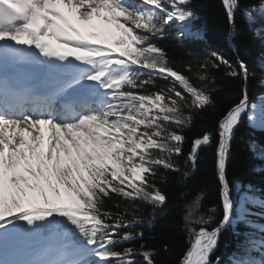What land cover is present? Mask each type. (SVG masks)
Returning a JSON list of instances; mask_svg holds the SVG:
<instances>
[{"label":"snow or ice","instance_id":"obj_1","mask_svg":"<svg viewBox=\"0 0 264 264\" xmlns=\"http://www.w3.org/2000/svg\"><path fill=\"white\" fill-rule=\"evenodd\" d=\"M192 4L0 0V255L20 237L48 234L53 242L47 258L0 264H156V251L143 243L117 246L143 240L144 232L136 229L154 221L167 204L156 182L163 179L160 170L187 178L185 166L195 171L199 153L213 145L222 218L215 222L217 207L202 213L203 195L187 208L188 247L179 264H222L220 257L213 259L222 231L228 226L235 231L239 224L252 231L243 234L244 255L232 264H264V224L251 219L264 220V196L254 194L251 185L240 192L237 183L235 200L227 175L243 117L264 129V100L250 103L251 73L243 60L237 67L211 51L200 65L205 72L223 66L226 75L239 77L242 98L218 120L215 139L205 132L184 152V129L192 125L194 112L213 99L171 65L157 42L173 27L178 39L192 34L199 19ZM222 4L234 28L239 0ZM241 11L250 28L254 13L259 15L261 26L254 31L264 38V0ZM17 66L38 67L42 81L21 83L10 71ZM159 80L168 84L160 87ZM249 150L264 159V146L251 141ZM115 198L151 206L149 221L137 215L139 207L129 218V210Z\"/></svg>","mask_w":264,"mask_h":264},{"label":"trees","instance_id":"obj_2","mask_svg":"<svg viewBox=\"0 0 264 264\" xmlns=\"http://www.w3.org/2000/svg\"><path fill=\"white\" fill-rule=\"evenodd\" d=\"M259 3L260 0H239L236 23L233 28L229 25L222 0H193L192 7L199 15V19L193 26L192 34L184 39H178L177 29L173 27L170 35L157 42L166 51L171 65L189 76L194 84L204 88L213 99L212 105L199 112H194L192 125L184 129V135L187 138L184 145L185 154L189 151L192 140L202 136L203 133L211 132L215 139L218 120L242 98L244 83L239 77L232 78L226 75V69L223 66L220 69L210 68L207 72L201 69L200 65L208 58L211 51L221 54L237 67V60H243L251 73L247 82L250 103L264 98V41L254 31L255 28L261 26V21L256 17V23L250 28L241 11L251 5H259ZM188 66H191V72L187 71ZM147 71L149 70H145ZM201 74L207 75L208 79L201 81L199 79ZM167 84L168 81H158L160 87ZM251 141L264 146V130L252 129L245 115L235 132L227 165V175L233 186V197L237 201L240 192L245 191L248 185L253 187L254 194L264 196V159L257 158L249 150ZM215 163V145H213L199 153V164L195 171L185 166V170L189 171L187 178L181 174L165 172L161 169L163 179L158 177L156 182L157 186L167 195V204L163 209L158 210L154 221L138 226L136 230L144 232L143 240L137 239L117 247L119 249L139 248L143 243L156 251V264H179L180 258L188 247L184 220L187 208L194 206L195 200L203 195L200 201L202 213L206 214L212 207H217L218 214L215 222L218 223L222 218L220 186ZM237 183L241 185L240 192L236 190ZM115 199L120 201L121 209L129 210V218L132 209L139 207L137 215L149 221L152 214L151 206L132 205L121 198ZM112 210L119 211L120 209L112 208ZM253 211L262 210L255 208ZM256 218L257 223L264 224V220ZM214 226V223L210 225V227ZM250 231L252 230L244 224L237 225L235 231L232 226L226 227L222 231L213 259L218 256L222 264H232L233 259L239 256V253L244 255L242 251L243 234ZM47 236L48 234H45L46 239ZM165 245L168 246L167 251H165ZM254 253L256 252H252L251 255Z\"/></svg>","mask_w":264,"mask_h":264},{"label":"rangeland","instance_id":"obj_3","mask_svg":"<svg viewBox=\"0 0 264 264\" xmlns=\"http://www.w3.org/2000/svg\"><path fill=\"white\" fill-rule=\"evenodd\" d=\"M254 15H256V17L260 20V17H259V15L258 14H255L254 13ZM260 39H262L263 41H264V38H261L260 37ZM262 100H264V98H260V99H258V101L257 102H255V103H252V104H257V105H259L260 103H261V101ZM257 118L259 119V112L257 113ZM247 121H248V119H247ZM248 124H249V126L252 128V129H254V130H264V129H262V128H260L258 125H256V126H253L252 124H251V122H249L248 121ZM253 220V219H252ZM10 245H13V248L14 249H12L13 251H18V252H25V250L24 249H26V248H31V247H35V246H42V245H44V244H41L40 242H39V239H38V237H33V238H25V237H20V238H18L16 241H14L12 244H10ZM35 256V255H34ZM33 255L31 256V257H28V258H22V260H32L31 258L32 257H34ZM239 256H243V254L242 253H239ZM252 257L253 258H255V255H252ZM259 259V258H258Z\"/></svg>","mask_w":264,"mask_h":264},{"label":"bare ground","instance_id":"obj_4","mask_svg":"<svg viewBox=\"0 0 264 264\" xmlns=\"http://www.w3.org/2000/svg\"><path fill=\"white\" fill-rule=\"evenodd\" d=\"M29 68H32L34 70L37 69V67L35 66H28ZM42 75V74H41ZM12 249L13 248V245H10L7 249L6 252H4L2 255H0L1 258L3 259H22V258H28V257H31L32 255H37L40 253L41 249L40 247L37 245L35 247H31V248H26L24 249L25 252H16V251H13ZM37 253V254H36Z\"/></svg>","mask_w":264,"mask_h":264},{"label":"water","instance_id":"obj_5","mask_svg":"<svg viewBox=\"0 0 264 264\" xmlns=\"http://www.w3.org/2000/svg\"><path fill=\"white\" fill-rule=\"evenodd\" d=\"M0 260H5V259H3V258L0 257ZM6 260H11V259H6Z\"/></svg>","mask_w":264,"mask_h":264}]
</instances>
